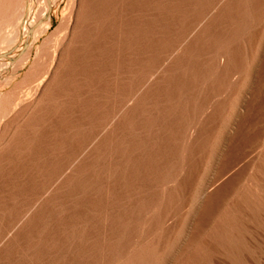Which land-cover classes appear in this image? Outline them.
<instances>
[{"label":"bare ground","instance_id":"obj_1","mask_svg":"<svg viewBox=\"0 0 264 264\" xmlns=\"http://www.w3.org/2000/svg\"><path fill=\"white\" fill-rule=\"evenodd\" d=\"M0 264H264V0H0Z\"/></svg>","mask_w":264,"mask_h":264},{"label":"rangeland","instance_id":"obj_2","mask_svg":"<svg viewBox=\"0 0 264 264\" xmlns=\"http://www.w3.org/2000/svg\"><path fill=\"white\" fill-rule=\"evenodd\" d=\"M258 63L259 62H257L254 67H258V65H257ZM195 65L196 64H194V66ZM167 95H168V93H167V91L164 88L158 87V89L156 90V93L153 94L154 101H155V105L157 106V104L163 103L165 101V99L167 98ZM139 117H140V121L141 122H144L146 126L149 125V123H148L149 115H148V112L147 111L142 110L141 113H140V115H139Z\"/></svg>","mask_w":264,"mask_h":264}]
</instances>
